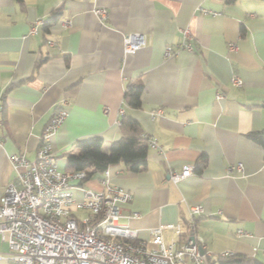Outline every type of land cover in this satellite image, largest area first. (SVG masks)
Listing matches in <instances>:
<instances>
[{
  "label": "crops",
  "instance_id": "1",
  "mask_svg": "<svg viewBox=\"0 0 264 264\" xmlns=\"http://www.w3.org/2000/svg\"><path fill=\"white\" fill-rule=\"evenodd\" d=\"M97 7L106 8L104 20ZM58 13L56 22L29 33L35 20ZM68 19L71 26H62ZM187 26L192 50L180 48ZM129 32L145 34L148 42L125 54ZM167 45L173 56H164ZM234 73L241 86L231 83ZM131 82L143 86L140 106L125 101ZM63 98L68 115L51 138L63 170L67 155L77 151L76 140L101 136L108 151L122 137L120 108L157 140L139 171L123 163L108 167L111 183L132 193L119 222L138 228L139 240L148 241L159 224L181 223L182 234L162 231L165 241L174 239L179 247L187 205L200 203L205 212L196 216V232L211 264L231 257L222 255L226 251L264 264V0H0V197L16 178L8 155L36 157ZM239 161L243 171L229 173V164ZM185 164L195 171L171 180L170 170ZM103 172L88 177L85 186L103 189ZM74 195L81 198L82 190L75 188ZM74 214L81 218L89 211ZM8 251L0 238V264H19L6 257Z\"/></svg>",
  "mask_w": 264,
  "mask_h": 264
},
{
  "label": "built area",
  "instance_id": "2",
  "mask_svg": "<svg viewBox=\"0 0 264 264\" xmlns=\"http://www.w3.org/2000/svg\"><path fill=\"white\" fill-rule=\"evenodd\" d=\"M94 12L100 20L107 17L104 7H97ZM45 22L42 18L35 20L29 33H37ZM71 24L70 19L62 21L64 27ZM181 33L180 48L192 50L190 27L182 28ZM147 42L145 34L129 32L124 36V52L133 53ZM229 47L235 48L236 44L231 43ZM175 53L171 45L165 47V57ZM230 81L236 86L243 84L238 73L232 74ZM222 96L217 92V98ZM68 104L66 98L59 102L40 136L34 159L27 158L23 152L8 155L16 178L7 184L0 197V238L9 246L6 257L19 264H211L204 239L196 232V216L205 212L202 204L187 205L188 227L179 247L174 239L165 241L162 231L171 228L182 234L181 223L159 224L150 229L148 241H141L138 228L119 222L121 206L131 200L132 193L111 183L109 168L100 179L103 189L92 190L85 186L86 171H67L58 166L51 138L68 115ZM109 109V106L104 107L105 112ZM120 112L123 113L124 108H120ZM146 137L151 147L159 146L153 137ZM3 145L0 135V147ZM195 169L194 164H185L180 171L170 170L169 178L178 182ZM243 169L239 161L229 164L227 171L238 174ZM75 188L82 190L79 199L74 195ZM81 209L88 210L89 214L78 218L74 212ZM237 233L246 232L239 229ZM231 254L230 251L222 253Z\"/></svg>",
  "mask_w": 264,
  "mask_h": 264
},
{
  "label": "trees",
  "instance_id": "3",
  "mask_svg": "<svg viewBox=\"0 0 264 264\" xmlns=\"http://www.w3.org/2000/svg\"><path fill=\"white\" fill-rule=\"evenodd\" d=\"M58 15L59 13L47 20L45 26L56 22L59 18ZM142 90L141 83H129L125 92L127 104L140 106ZM120 126L123 135L109 144L108 151L104 150V139L101 136L93 135L76 140L73 146L77 151L70 152L67 155L65 169L67 171L84 170L88 178L96 173H102L109 166L118 163H123L125 169L129 171H139L144 168L147 165L150 145L148 138L143 134L139 121L124 111L121 113ZM259 134L262 138L264 130L260 131ZM261 141L264 145V140L261 139ZM230 256H223L228 258L220 257V263L262 264L259 260L248 256L233 254Z\"/></svg>",
  "mask_w": 264,
  "mask_h": 264
}]
</instances>
